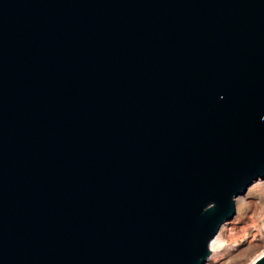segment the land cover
<instances>
[{
    "label": "water",
    "instance_id": "95a60500",
    "mask_svg": "<svg viewBox=\"0 0 264 264\" xmlns=\"http://www.w3.org/2000/svg\"><path fill=\"white\" fill-rule=\"evenodd\" d=\"M258 179L264 0H0V264H204Z\"/></svg>",
    "mask_w": 264,
    "mask_h": 264
},
{
    "label": "rangeland",
    "instance_id": "374dc122",
    "mask_svg": "<svg viewBox=\"0 0 264 264\" xmlns=\"http://www.w3.org/2000/svg\"><path fill=\"white\" fill-rule=\"evenodd\" d=\"M243 196L246 204L238 201ZM235 208L234 217L220 226L221 249L210 250L204 264H252L264 254V179L253 181L244 195L235 197Z\"/></svg>",
    "mask_w": 264,
    "mask_h": 264
},
{
    "label": "bare ground",
    "instance_id": "6f19581e",
    "mask_svg": "<svg viewBox=\"0 0 264 264\" xmlns=\"http://www.w3.org/2000/svg\"><path fill=\"white\" fill-rule=\"evenodd\" d=\"M241 195H244V194H240L237 197H239ZM238 201L241 202V203H243V204H246V202H247L246 197H244V196L238 198ZM221 231H222V228L220 227V229L218 230L217 234L214 236V238L210 242V250L212 252L215 251L216 253H218L219 252L218 250H220L221 247H222V244H223V241L224 240H223L222 232Z\"/></svg>",
    "mask_w": 264,
    "mask_h": 264
}]
</instances>
